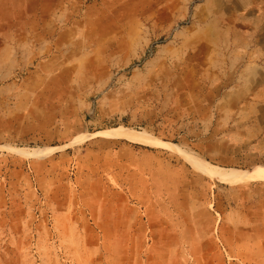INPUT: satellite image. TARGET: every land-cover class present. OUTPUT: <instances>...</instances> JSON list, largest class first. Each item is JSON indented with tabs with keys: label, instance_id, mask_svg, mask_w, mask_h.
I'll return each instance as SVG.
<instances>
[{
	"label": "rangeland",
	"instance_id": "obj_1",
	"mask_svg": "<svg viewBox=\"0 0 264 264\" xmlns=\"http://www.w3.org/2000/svg\"><path fill=\"white\" fill-rule=\"evenodd\" d=\"M70 2H0V264H264L256 0Z\"/></svg>",
	"mask_w": 264,
	"mask_h": 264
},
{
	"label": "crops",
	"instance_id": "obj_2",
	"mask_svg": "<svg viewBox=\"0 0 264 264\" xmlns=\"http://www.w3.org/2000/svg\"><path fill=\"white\" fill-rule=\"evenodd\" d=\"M71 0H0L3 4V9L7 12L13 10L15 7L21 6H33V27H46L48 26L49 18L52 16V13L55 8L60 7L65 2L70 6ZM77 3L83 2V0H75ZM196 4L205 5L208 8L213 7L216 11H225L227 8L238 9V12H245L249 6L252 4V0H192ZM260 4V6H258ZM256 0V8L259 9V20L254 22L256 31L254 33L248 34L249 37H252L254 34H257V29L264 27V0ZM240 27V24H237ZM229 27H236V24H231ZM252 40H250L251 42ZM264 58V54H263ZM260 70V69H258ZM260 76H263L260 71ZM259 74H256L259 76ZM264 79V78H263ZM244 90V89H243Z\"/></svg>",
	"mask_w": 264,
	"mask_h": 264
},
{
	"label": "bare ground",
	"instance_id": "obj_3",
	"mask_svg": "<svg viewBox=\"0 0 264 264\" xmlns=\"http://www.w3.org/2000/svg\"><path fill=\"white\" fill-rule=\"evenodd\" d=\"M108 134L111 135H121L123 133H118L117 131H109ZM129 138H132L130 135L127 136ZM24 154L27 156H31L36 153L33 149H25ZM21 151V152H22ZM206 173H211L213 176L221 179L224 182L229 183H244L248 182L250 180H258V179H264V172L261 170H252V171H239V170H231V171H220L216 168L206 169Z\"/></svg>",
	"mask_w": 264,
	"mask_h": 264
}]
</instances>
